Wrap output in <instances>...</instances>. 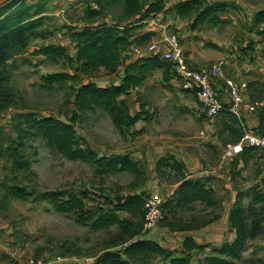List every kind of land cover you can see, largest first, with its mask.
<instances>
[{
	"label": "rangeland",
	"instance_id": "374dc122",
	"mask_svg": "<svg viewBox=\"0 0 264 264\" xmlns=\"http://www.w3.org/2000/svg\"><path fill=\"white\" fill-rule=\"evenodd\" d=\"M6 1L9 0H0V7ZM22 1L28 5L39 2L38 0ZM178 1L181 0H166L165 13L150 14L141 21V28L136 32L130 31V33L136 36L137 33L140 34L143 31L154 32L149 40L142 42L139 46L142 51L141 54L143 53L142 56L145 55L146 48L151 42L159 41L163 38L164 35L161 37L159 30L165 31V33H175L178 36V46L182 51L183 58L192 68H195L188 61L189 58L186 51L183 50L185 47L180 42L178 32L180 31L179 26H181V23L176 22V19H171L175 13V4ZM238 1L243 2L244 5L248 3L264 5V0ZM90 9H97L94 0H45L44 13H42L43 23L37 30L38 36L31 38L25 51L13 58L15 59L14 69H12L8 85L16 94V105L0 112V246L5 243L11 250L13 249V253L21 257L22 264H60L66 262H70V264H95L96 260L92 261L93 257L97 256L98 258V255H101L105 250L114 252L124 247V244H121L106 249L113 241L117 240L118 229L116 226L106 229H94L90 225V221L80 224L76 222L77 214L75 212L65 213L57 211L49 199L42 198L43 193L63 192L65 194L68 190H73L77 193L79 190H85L90 195V198H95L93 200L98 201L100 194L110 199L115 195H126L128 192L136 191L137 187L141 185L145 187L149 183L151 173L145 171L146 167L143 164H141V168L146 179L141 183L140 179L134 174L125 171L105 176L97 172L99 169L97 163L69 160L63 157L54 146L47 145L41 137L35 136H29L24 139L23 145L19 149V158L28 162L29 169H18L13 165V158L7 146L13 147L18 142L16 129L21 126L20 124L23 121L20 115L22 112H32L37 117L53 115L61 117L63 120L71 115V111L74 108L72 100L75 92V82L68 81L48 86L42 80V77L53 72H73L74 65H69L68 61L66 62L62 59L60 61L49 60L37 51L43 44H55L63 45L67 53L73 55L75 47L71 41V33L78 32L87 25L86 21L89 18L87 10ZM33 11L34 9H32ZM103 13L104 16L100 19L94 15L91 18L97 20V22L109 24L121 25L130 22H123L121 19L122 5L112 4L106 6ZM235 17H238L237 12ZM149 25L150 29H147ZM245 31L246 27H240L238 23L234 22L224 27L218 26L210 30V33L204 32L208 33V37H211L219 45L227 44L234 48L239 46L240 40L238 39L245 36ZM187 43L191 45V40ZM133 46L135 45L133 44ZM133 46L127 47V51L120 53L118 68L124 62L127 61L129 63L139 56ZM190 48L192 50V47ZM224 54V51H219L216 48H207L204 52L197 51L195 57H198L204 63L218 57L212 62L215 63L219 59L225 58L220 57ZM242 56L239 55L236 59L239 60ZM248 57L251 56L248 55ZM228 65L224 73L236 82L237 78L228 74ZM157 76L156 72L153 74L150 72L148 75L149 80H154ZM118 79L119 76L116 73L109 74L105 69H100L95 77L85 79L84 82L92 81L99 85H107L111 82H117ZM147 86L134 89L135 91H131L126 96L129 107H134L138 103L139 109L140 105L143 104L144 110L148 112L147 121H145L147 129L142 127L145 129V134L142 136L144 139L141 142L137 143V139H134L135 136L132 138V142H125L127 140L123 137L124 135L119 133L105 114L106 112L100 109L81 113L75 124L76 132L83 135L84 139L86 138L100 153L107 154L111 150L121 151L124 148L142 151V149L146 148L149 151L157 152V156H155V160H157L159 157L158 153L166 152L165 150L170 149L172 152L177 153H193L204 164L211 167L218 166L223 146L233 142L235 135L227 127L223 126V114L209 118L206 116L207 114L202 106L197 103V108L194 110L197 114V119L190 120L185 116H180L181 114L177 115L174 113V109L178 112L183 110L181 107L178 108L182 106L181 104H162L161 99L163 96H167L168 91L163 88L158 89L157 85L153 86L150 83ZM171 89L170 92L176 94V90L172 87ZM249 91H251V97L248 98L250 99L249 101L264 98V85L252 86ZM159 108L164 111H160ZM244 109L238 117L245 118L248 115L256 114H249L248 110ZM228 122H230V126H233L234 122H231L230 119ZM208 126H210L209 129ZM200 131H203V134H200ZM210 141L214 143L211 144ZM162 147H165L163 151L161 150ZM257 151L256 159L250 158L248 160L249 162L245 169L241 172L242 175H237V180H243L252 175L254 161L264 166V153L261 150ZM169 155L170 152H167L163 158L169 159ZM225 162L223 163V168L219 170L221 171L220 173H224ZM231 165L232 161L229 166ZM162 166L161 170L164 171L165 169L168 172V166L164 162ZM158 177L159 183L152 180L154 184L151 186L148 184V187L144 190L145 197L150 193L166 194L163 191L170 188L171 186L169 185L174 181V178L167 174L161 175L160 173ZM212 179L217 184L214 194L218 205L205 207L199 202H194L173 210L168 204H165L163 219L150 231L153 230V234L156 236L160 234L162 242L172 244L178 242L179 238L171 236L166 231L165 218L171 219L175 214L174 221L185 222L192 226L201 225L208 220L217 222L224 213V209L221 210V202L229 198V196L224 179L216 180L214 177ZM237 180L234 179L230 182L232 185H237V187L239 184H243L242 181L237 182ZM12 184L24 186L27 192H30V195L26 199L11 198L5 202L3 199L4 189ZM135 185L137 187L133 189ZM65 198L62 197V199ZM249 200L247 196L241 199L244 207L248 206ZM203 227L205 229H200L199 234L206 235L211 226ZM221 229L222 227L219 228V230ZM157 238L160 239V237ZM161 241L160 244H162ZM169 247H171V251L177 253H180L182 249L179 246L175 247V245H170ZM14 254L11 257H16ZM1 257L2 253L0 252V260H5V258ZM121 257L123 258L124 256L122 255ZM125 259L127 260L125 264H162V258L153 255L144 260L139 256L132 258H126L125 256ZM237 264H264V228L256 239L248 243L242 260Z\"/></svg>",
	"mask_w": 264,
	"mask_h": 264
},
{
	"label": "trees",
	"instance_id": "16d2710c",
	"mask_svg": "<svg viewBox=\"0 0 264 264\" xmlns=\"http://www.w3.org/2000/svg\"><path fill=\"white\" fill-rule=\"evenodd\" d=\"M38 1L36 4L28 5L22 0H9L0 7V112L16 105V94L8 85L12 69H14L15 59L13 58L25 51L31 38L38 36L37 30L43 23L42 13H44L45 0ZM94 4L97 9L87 10L89 14L87 25L82 30L71 33V41L75 47L73 55H69L63 45L55 44H43L37 51L49 60L60 61L62 59L68 61L69 65H74L73 72H53L42 77L48 86L68 81L75 82L72 100L74 108L71 115L63 120L61 117L53 115L37 117L32 112H22L20 115L23 121L21 126L16 129L18 142L13 147L10 145L7 147L11 152L14 167L28 170V162L19 158V149L27 137H41L47 145L54 146L63 157L69 160L97 163L99 165L97 172L105 176L121 171L129 172L139 178L141 183L146 179L144 172L141 165L130 159L129 154L98 156L84 137L76 132L75 124L81 113L93 112L96 109L105 111L122 135H125L137 121H147L148 112L144 110L143 104L140 105L142 110L139 108L134 115L130 114L126 96L135 87L144 83L151 69L161 70L163 80H170L174 77L171 73V64L161 60L158 56L144 55L136 57L129 63L124 62L120 68L117 65L120 53L127 51V47L134 44L133 47L137 48L154 34L152 31H147L141 32L144 34L137 33L136 36H133L130 31L136 32L141 28V21L150 14L165 13L166 0H94ZM112 4L122 5L121 19L123 22L130 21L129 23L109 24L97 22L91 18L94 15L100 19L104 16L105 7ZM228 6L230 4L223 2L207 4L203 0H181L175 4L173 16L192 19V27L205 21L216 24L220 21V13ZM32 9H34L33 12ZM259 23H264V9L254 16L253 24ZM100 69H105L109 74L116 73L119 76L118 81L104 86L92 81L84 82L85 79L95 77ZM222 114L224 116L223 126L235 134L233 142L238 141L245 132L264 133V109L256 112L260 121L257 130H249L244 124L243 117H238L226 110L221 111L220 115ZM229 119L235 125L230 126ZM251 149L259 150L247 146L239 155L245 154ZM169 161H172L170 164L172 172L162 171V163L169 166ZM156 172L158 176L160 173L172 176L173 183H177L172 196L166 197L163 203L164 209L165 204H168L173 210L194 202H199L205 207L218 205L214 191L206 186L205 180L201 177L191 176L185 163L173 157L161 158L156 164ZM136 187L137 185L133 189ZM133 192H128L126 195H115L110 199L100 194L98 201L93 200L95 198H90L85 190H79L78 193L68 190L65 194L63 192H45L42 194V198L49 199L59 212H75L77 214L76 222L80 224L90 221V225L94 229L117 227V240L113 241L106 249L121 244H124V247L114 252L105 250L98 256L95 264H125L127 261L125 256L126 258L139 256L144 260L150 255L169 259L167 264H190V252L192 250L201 251L205 247V245L195 243L190 237L183 241L182 256L175 255L177 252L167 250L151 240L131 241L135 235L140 233L141 221L121 220L116 212L126 211L131 216L141 217L143 222V202L146 197ZM29 195L30 192H27L24 186L12 184L5 187L3 199L5 202L11 198L26 199ZM247 195L250 199L248 206L244 207L239 200H235L234 208L229 215L230 228L235 232V238L231 242H224L219 248L212 249L211 253L214 254L199 259L198 264H237L242 260L248 243L256 239L264 228V177L249 189ZM62 197L66 198L62 199ZM174 218L175 214L171 219L165 218V225L171 230H189L199 226L176 222ZM211 221L208 220L201 225ZM121 254L124 256L123 258Z\"/></svg>",
	"mask_w": 264,
	"mask_h": 264
},
{
	"label": "crops",
	"instance_id": "0c3cea01",
	"mask_svg": "<svg viewBox=\"0 0 264 264\" xmlns=\"http://www.w3.org/2000/svg\"><path fill=\"white\" fill-rule=\"evenodd\" d=\"M203 1L206 2L207 4L214 2H223L226 4H230V6H228L223 12L220 13L219 15L220 21L216 24H211L205 21L203 23L198 24L196 27H192L191 26L192 19H187V18L183 19L178 16H173L171 18L173 20L176 19V22L181 23V26H179L180 31L178 33H179L181 45L183 44L185 47L183 48V50L186 51V54L189 58L188 61L197 69H207L208 66L218 57L214 60L212 59L207 63H204L203 61H201V59L195 57L197 51L204 52V50H206L207 48H216L219 51H224L225 54L220 57H225L229 62L227 68L229 72L228 74L237 78L236 79L237 83L247 84L246 97L250 98L251 91L249 90H251L252 86L255 87L257 85H263L264 83V23H259L257 25L253 24L255 14L263 10L264 5L263 4L256 5L249 3L244 5L243 2H239L238 0H203ZM236 12L238 17H235ZM234 22L238 23L240 27H246L245 36H242V38L238 39L240 40L239 46H235L234 48L230 47V45L227 44H223L224 46L219 45V43L214 42L211 37H208V33H205V32L210 33V30L215 29L218 26L224 27ZM149 27L150 25L148 26L147 29H150ZM159 32H160L159 35H161V37L163 35L168 34V32L165 33V31L159 30ZM185 37L186 39L183 40V38ZM190 40H191V45L187 43L188 41L190 42ZM190 47H192V50ZM239 55H243V56L241 57V59L237 60L236 57ZM248 55H250L251 57H248ZM151 72L152 74L156 72L158 75L157 78H155L154 80H149L148 77L143 84L135 87V89H138L139 87L142 86L146 87L149 83L153 84V86L157 85L159 87L158 89L163 88L165 91H168V94H166L167 96L162 97L161 99L162 104H166V103H170L171 105L175 103H178L179 105L181 104L182 106H179L178 108L181 107L183 110L178 112L174 109V113L177 115L181 114L180 116H185L190 120L192 119L196 120L197 114L195 113L194 110L197 108V102L191 94L185 92L181 88L178 79L173 77L168 81H164L162 78L161 70L151 69ZM224 86L225 85L223 80H218L216 82L215 87L217 90L222 91ZM171 87L176 90V94L170 92V90H172ZM220 98L224 105L228 102L227 95H225L224 92L220 94ZM138 107H139L138 103H136L134 107H130V114L134 115L135 111L139 110ZM159 110L164 111L163 109L161 110L160 108ZM105 114L107 115V113ZM107 117L109 118L108 115ZM244 120H245L244 124L249 130H257V127L259 126L260 123L257 114L248 115L244 118ZM146 124L147 123L144 120L137 121L131 127V129H129V131L123 136L127 140L125 142L127 143L132 142V138L134 136H135L134 139H137V143L139 141L141 142V140L144 139V137L142 138V136H144L145 134L144 128H146L145 127ZM209 128L210 126H208V129ZM200 134H203V131H200ZM213 134L215 133L213 132ZM81 136L84 137L83 135ZM85 140L92 148H94L98 156H102V155L108 156L112 154L115 155L129 154V157L133 162H137L139 165L143 164L146 167L145 171H147V173H151V175L149 176V181H148L149 183H147L145 187H142L144 185H141L135 192H133L139 195L144 196V192H145L144 190L148 187V184L149 186L154 184L152 180H154L156 183H159V177L156 172V164L159 161V159L165 156L167 152H170L169 155L170 158L173 157L176 160L185 163L187 170L191 173V176L201 177L203 180H205L206 186L211 188L212 191H215L217 189L216 188L217 184L215 183V180H213L212 178L214 177L216 178V180L224 179V181L226 182L225 187L228 190L227 194L229 198L224 199L221 202V206H222L221 210L224 209V213L221 215V218L217 220V222L216 221L215 222L213 221L211 223L209 222L205 225H199L197 228L189 229V230H171L169 229L168 226L165 225L166 231L169 234H171V236L173 235L174 237L179 238L178 242L172 244H166V242H162L160 234L159 236H156L155 234H153V230L145 235L138 233L131 240L132 242L138 240H151L158 243L163 248L170 250L171 248L169 247L170 245H175V247L179 246L180 248H182L183 241L186 238L190 237L193 239L195 243L205 245L204 249L201 251L192 250L190 252L191 255L190 264H198L199 259L201 260L204 256L214 254L213 252L211 253L212 249L219 248L224 242L226 241L231 242L235 238V232L233 231V229L230 228V222H229V215L231 210L234 208V202L235 200H239L241 205H244L243 202H241V199L246 198V196L249 199V196L247 195L249 189L253 187L256 183L260 182V179L264 177V166L254 161L252 175L247 177L246 179L244 178L243 180H237L238 178L237 175H242L241 172L245 169V166L249 162L248 160L250 158L254 160L256 159L258 152L257 150L251 149L250 151H246L245 154L235 156V158L226 161L224 165L225 166L224 173H220L221 171L217 169V166L211 167L210 165L208 166L207 164H204V162H202L193 153H189V154L183 152L177 153V152H172L170 149H168L165 150L166 152L158 153L160 158L158 157L157 158L158 161H157L155 160L156 159L155 156H157V152L149 151L146 148L142 149L143 152L138 151V149L133 150L129 148L126 149L124 148L121 151L111 150L106 154V153H100L99 150L96 149L86 138ZM210 143L212 144L214 142L210 141ZM163 148L165 149V147H162L161 149L162 151L164 150ZM231 161H232V165L229 166ZM171 163L172 161H169V166L167 165L168 172L169 171L172 172L170 167ZM234 179L237 180V182L242 181L243 184H239L238 187L237 185H232L230 181H233ZM176 185L177 183L170 184L169 186L171 187L164 190L163 192L169 194V196L171 197ZM116 213L119 219L121 220L126 219V220H130L131 222L132 221L135 222L139 220L142 223L141 217L131 216L126 211L120 210L117 211ZM208 225L211 226V229L207 232V234L206 235L199 234V230L205 229L203 226H208ZM220 227H222L221 230H219ZM215 229L216 231H214ZM156 232H158V230H156ZM157 237H160V239H158ZM160 241L162 242V244H160ZM0 247H1L0 252L2 253L1 258H5V260H0V264H22V260H20L21 257L15 255L12 251L13 249L11 250L9 246L5 245V243L3 244V246ZM181 252L175 255L182 256ZM10 253H12L11 254L12 256L14 254V256L16 257H11ZM96 259L97 256L93 257L92 261ZM168 261L169 259H163V258L161 259L162 264H167ZM66 263H70V262H66Z\"/></svg>",
	"mask_w": 264,
	"mask_h": 264
},
{
	"label": "built area",
	"instance_id": "2783aa9c",
	"mask_svg": "<svg viewBox=\"0 0 264 264\" xmlns=\"http://www.w3.org/2000/svg\"><path fill=\"white\" fill-rule=\"evenodd\" d=\"M134 50L139 56L143 55L141 48L137 47ZM145 52L146 56H158L171 64L172 74L180 82L181 88L194 97L209 118L218 116L223 110L239 116L243 108L248 110L249 114L264 109V98L249 101L250 99L246 97L247 84L237 83L225 75L224 70L228 65L226 58L212 63L207 69L192 68L183 58L178 46V36L175 33H168L161 40L151 42ZM219 79H222L225 85L222 91L215 87ZM220 92L227 95L228 102L225 105L221 101ZM247 146L257 148L264 153V133L246 132L238 141L223 146L217 169L220 170L224 161L239 155ZM167 196L169 194L150 193L145 198L140 234H147L163 219V203Z\"/></svg>",
	"mask_w": 264,
	"mask_h": 264
}]
</instances>
